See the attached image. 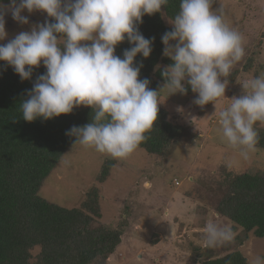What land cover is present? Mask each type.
<instances>
[{"label": "clouds", "instance_id": "1", "mask_svg": "<svg viewBox=\"0 0 264 264\" xmlns=\"http://www.w3.org/2000/svg\"><path fill=\"white\" fill-rule=\"evenodd\" d=\"M215 2L180 0L172 30L161 36L162 55L172 64L163 67L165 83L156 90L149 87L148 78H139L142 63L134 64L137 54L149 57L155 40L145 38L139 24L144 15L160 12L169 0H9L7 4L0 0V41L8 36V14L21 25L29 24L21 14L24 10L42 11L54 20L33 24L30 31L0 44V61L21 80L31 79L41 63L46 69L19 104L22 118L47 120L81 105L90 107V122L72 126L66 135L75 137L74 144L120 159L148 139L164 90L167 96L186 95L190 87L197 94L194 104L215 106V101L225 98L227 77L245 56L243 35L225 22L222 6L213 9ZM125 39L131 47L121 58L115 48ZM242 89L218 112V122L223 138L248 160L259 143L255 125L264 123V74L246 80ZM234 237L230 224L209 221L204 227L207 248ZM250 264H264V254L254 255Z\"/></svg>", "mask_w": 264, "mask_h": 264}, {"label": "rangeland", "instance_id": "2", "mask_svg": "<svg viewBox=\"0 0 264 264\" xmlns=\"http://www.w3.org/2000/svg\"><path fill=\"white\" fill-rule=\"evenodd\" d=\"M220 6L225 22L243 35L245 47V56L233 67L237 73L228 82L225 98L215 101V106L210 102L201 107L193 103L197 94L167 96L164 90L160 105L168 109L171 119L188 127L168 153L151 155L138 147L126 158H113L107 179L99 182L96 175L102 162L112 157L93 147L72 144L39 188V194L46 199L73 207L79 205L86 189L98 187L102 217L96 224L119 228L122 233L114 252L94 264H198L234 249L250 264L254 255L264 254V237H257L252 231L243 234L234 222L214 210L227 172L264 171V149L257 146L250 159L244 160L223 138L218 122V112L230 105L233 96L242 94V84L254 75L264 74V0H216L212 5L213 9ZM21 14L29 18V24H18L8 14V36L0 44L49 18L42 11L24 10ZM257 43L260 52H255ZM250 56L252 62L248 63ZM263 125L257 122L255 127ZM65 160L69 163L64 164ZM209 221L227 223L239 230H234L231 242L207 248L204 227ZM37 251L38 246L32 253Z\"/></svg>", "mask_w": 264, "mask_h": 264}, {"label": "trees", "instance_id": "3", "mask_svg": "<svg viewBox=\"0 0 264 264\" xmlns=\"http://www.w3.org/2000/svg\"><path fill=\"white\" fill-rule=\"evenodd\" d=\"M179 4L180 0H169L160 12L144 15L139 24L145 38L155 37L149 57L137 54L134 59V64L143 65L139 78H148L152 89L158 90L159 84L165 83L162 69L172 64L162 55L161 36L172 30L171 22L179 11ZM48 21L54 22L50 17ZM259 44L255 45V52L262 51ZM130 47L125 39L116 46L115 54L122 58L123 51ZM251 57L248 63L252 62ZM45 71L41 63L33 69L31 79L21 80L11 66L0 61V264L99 263L114 252L122 231L101 222L96 224L102 217L98 187L86 189L79 205L73 207L62 206L39 194L42 182L75 143V137L66 132L74 125L89 123L92 113L90 107H75L69 114L25 121L19 104L27 99L26 92ZM236 73L233 69L228 82L235 79ZM186 95L196 96V93L188 87ZM158 107L153 129L146 133L148 139L139 146L151 155L168 153L188 128L171 119L168 109L160 104ZM256 129L257 146L264 149V125ZM114 162L113 158L104 159L96 175L99 182L107 179ZM226 174L221 181L223 191L215 212L234 222L243 234L252 231L255 236L264 237V171L246 169L238 174ZM236 226L233 229L239 230ZM36 246L38 251L33 254ZM198 264H247V260L234 249Z\"/></svg>", "mask_w": 264, "mask_h": 264}]
</instances>
